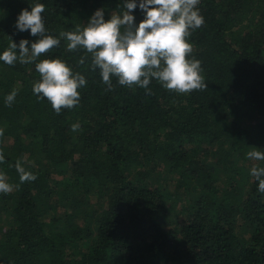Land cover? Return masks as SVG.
Masks as SVG:
<instances>
[{"label": "trees", "instance_id": "trees-1", "mask_svg": "<svg viewBox=\"0 0 264 264\" xmlns=\"http://www.w3.org/2000/svg\"><path fill=\"white\" fill-rule=\"evenodd\" d=\"M36 3L59 38L123 0H0V54L10 40L35 42L15 25ZM198 8L205 23L189 58L201 61L203 91L180 95L153 79L147 95L115 78L109 90L91 55L61 38L38 59L65 60L87 84L57 115L33 94L35 63L0 61V173L14 186L0 193V264H264V193L250 175L264 161L247 158L264 151V0ZM17 160L35 181L20 183Z\"/></svg>", "mask_w": 264, "mask_h": 264}, {"label": "clouds", "instance_id": "clouds-1", "mask_svg": "<svg viewBox=\"0 0 264 264\" xmlns=\"http://www.w3.org/2000/svg\"><path fill=\"white\" fill-rule=\"evenodd\" d=\"M200 0H123L122 10L114 12L105 20L103 9L94 12L84 27L74 31H62L59 38L46 31L42 13L45 5L36 3L21 10L15 27L20 32L29 31L37 37L29 47V40L12 42L0 54V61L8 66L35 63L40 79L33 84V94L38 102L46 99L57 115L63 109H73L80 102V88L85 87V76L73 72L68 63L60 58L42 59L54 47L60 45L61 38L67 41V50H84L91 55V68L99 69L103 84L113 88V78L119 86L129 89L139 87L147 95L155 79L164 89L180 95L208 88L203 76L201 61L192 56L194 46L189 42L192 33L201 28L205 21L198 5ZM137 8L144 14L137 25L132 14ZM81 57L79 64L85 63ZM38 61V62H37ZM17 92L13 90L5 97L6 106L15 101ZM79 122L71 126L73 132L80 130ZM4 129L0 128V137ZM247 158L264 161V151L253 147ZM5 157L0 151V163ZM15 169L20 183L35 181L37 177L17 160ZM250 175L258 182V191L264 193V167L253 166ZM14 186L0 173V193L8 194Z\"/></svg>", "mask_w": 264, "mask_h": 264}]
</instances>
